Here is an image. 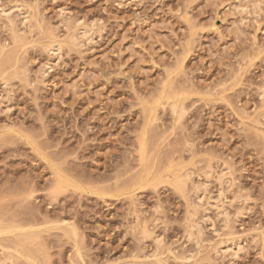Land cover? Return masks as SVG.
<instances>
[{"label": "rangeland", "instance_id": "1", "mask_svg": "<svg viewBox=\"0 0 264 264\" xmlns=\"http://www.w3.org/2000/svg\"><path fill=\"white\" fill-rule=\"evenodd\" d=\"M0 220V264H264V0H0Z\"/></svg>", "mask_w": 264, "mask_h": 264}, {"label": "bare ground", "instance_id": "2", "mask_svg": "<svg viewBox=\"0 0 264 264\" xmlns=\"http://www.w3.org/2000/svg\"><path fill=\"white\" fill-rule=\"evenodd\" d=\"M7 16H8V15H7ZM17 35H18V34H17ZM19 37H20V36H19ZM15 41H16V40H15ZM54 48H55V47H54ZM51 49H52V46H51V47L49 46L48 50H51ZM56 50H57V49H56ZM166 86H167V85H166ZM167 87H168V86H167ZM167 89H168V88H166V90H167ZM169 90H170V89H169ZM172 91H173V90H172ZM167 92H168V91H167ZM174 93H175V92H174ZM174 93H173L172 95H171V93H169V94H170L172 97H173V95H174V97H175L176 94H174ZM177 95H178V94H177ZM163 96L165 97L166 94H163ZM167 97H168V96H167ZM167 97H165V98H166V99H170V97H168V98H167ZM174 97H173V98H174ZM178 97H179V95H178ZM155 98H156V97H155ZM179 99H180V98H179ZM156 100H157V98H156ZM153 102H155V101H153ZM156 102H157V101H156ZM164 103H165V102H164ZM177 103H178V102H176L175 100H171L170 104L168 103L169 105H168V104H166V105H168L169 108H170V106H171L170 111H171V110L173 111V110L177 107ZM179 103H181V101H179ZM148 104H149V103H148ZM153 104H154V103H152L151 105H153ZM160 104H161V103H160ZM158 105H159V104H158ZM164 105H165V104H164ZM160 106H161V105H160ZM157 107H158V106H157ZM178 107L182 109V108H183V105H181V106L178 105ZM179 108H178V109H179ZM178 109H177V110H178ZM181 109H179L178 112H179ZM183 109H184V108H183ZM183 109H182V110H183ZM182 110H181V111H182ZM181 111H180V112H181ZM173 112H174V111H173ZM173 112H172V113H173ZM180 112L177 113V112L175 111V112H174V116H177V114H180ZM148 113H149V112H148ZM175 113H176V115H175ZM178 116H179V115H178ZM176 118H177V117H176ZM146 119H147V118H146ZM174 119H175V118H174ZM174 119H173V120H174ZM177 119H178V118H177ZM139 134H140V133H139ZM146 136H147V135H146ZM140 137H143V136H140ZM138 138H139V137H138ZM140 139H141V138H139V140H140ZM136 140H137V139H136ZM147 141H148V139H147V137H146L145 143H146ZM139 142H140L141 145H140V144L138 145V146L140 147V148H139L140 151H138V152H139L138 154H139L140 156H142V155H141V154H142V152H141V150H142V148H141V147H142V140L139 141ZM144 146H146V145H144ZM142 151H143V150H142ZM147 151H148V150H147ZM140 152H141V153H140ZM140 156H138V157H140ZM146 158H147V157H146ZM145 161H146V160H145ZM143 169H144V168H143ZM179 169H180V168H179ZM179 169H178V171H179ZM176 172H177V169H176ZM142 173H144V172H142ZM183 173H184V172H183ZM145 174H146V173H145ZM143 175H144V174H143ZM172 175H173V174H172ZM175 175H176V174H175ZM178 175H179V174H177V176H178ZM182 175H183V174H182ZM58 176H59V175H58ZM153 176H154V175H153ZM173 176H174V175H173ZM177 176H174V178H175V177L177 178ZM180 176H181V173H180V175H179L178 177L180 178ZM184 176H185V175H184ZM142 177H144V176H142ZM56 178H57V177H56ZM59 178H60V177H58V179H59ZM64 179L67 181L66 178H64ZM185 179H186V178H185ZM178 180H179V179H178ZM181 180H182V181H181L182 183L185 182L182 178H181ZM59 181H60V179L58 180V183H60ZM176 181H177V180H176ZM183 181H184V182H183ZM174 182H175V180H174ZM174 182H173V183H174ZM178 182H180V181H178ZM178 182H175V183H176L175 186H178L179 188H180V186L182 187V183H179V184H178ZM56 183H57V182H56ZM61 184H62V183H61ZM177 184H178V185H177ZM184 184H185V183H184ZM184 184H183V185H184ZM54 186H55V185H54ZM202 187H203V186H202ZM182 188H183V187H182ZM57 189H58V188H57ZM28 195H29V194H28ZM54 195H55V194H54ZM216 206H217V205H215V207H216ZM213 207H214V206H213ZM216 208H217V207H216ZM31 215H32V214H31ZM35 217H36V216H35ZM35 217H33V218H35ZM33 218H32V219H33ZM32 219H31V220H32ZM38 219H39V218H38ZM1 220H2L1 223H3V221H5V219H2V218H1ZM1 220H0V221H1ZM33 220H34V219H33ZM44 220H45V219H44ZM26 221H28V219H26ZM34 221H35V220H34ZM36 221H38V220L36 219ZM36 221H35V222H36ZM6 222H7V221H6ZM18 222H19V220H16V221H15V223H17V224H18ZM20 222H21V221H20ZM20 222H19V224H20L19 227H16L17 225H16L14 222H13V224L15 225V227H14V225L11 226V225H9V224H7V223H5V224H7V225H5L4 223H3V225H5L6 228H7V226H11L14 230H16V229L22 227V224H21ZM29 222H30V221H29ZM39 222H40V221H39ZM48 222H50V221H48ZM190 222H191V221H190ZM1 223H0V225H1ZM11 223H12V222H11ZM25 223H27V222H25ZM54 223H55V222H54ZM23 224H24V223H23ZM34 224H36V223H34ZM38 224H39V223H38ZM41 224H42V223H41ZM43 224H44V223H43ZM43 224H42V225H43ZM46 224H47V223H46ZM48 224H49V223H48ZM51 224H52V223H51ZM72 224H73V223H72ZM3 225H1L3 228H0V231H2L3 229L6 230V228H4ZM68 225H69V224H68ZM70 225H71V224H70ZM70 225H69V226H70ZM40 226H41V225H40ZM51 226H52V225H51ZM51 226H50V227H51ZM57 226H58V225H57ZM66 226H67V225H66ZM11 227H9V228L12 230ZM30 227H31V226H30ZM33 227H34V226H33ZM35 227H36V226H35ZM38 227H39V226H38ZM53 227H54V226H53ZM70 227H71V226H70ZM70 227H67V228H70ZM74 227H75V226H74ZM15 228H16V229H15ZM23 228H24V227H23ZM27 228L29 229V227H27ZM54 228L56 229V227H54ZM54 228H53V229H54ZM58 228H60V230H61V228H62V230H64V229H63V228H64V225H63V226H60V225H59ZM58 228H57V229H58ZM75 228H76V227H75ZM75 228H73V229H75ZM7 229H8V228H7ZM20 229H22V228H20ZM49 229H51V228H49ZM65 229H66V227H65ZM24 230H25V229H24ZM69 230H71V233L74 232V230H72V228H70ZM8 231H9V230H8ZM22 231H23V230H22ZM30 231H31V230H30ZM67 231H68V230H67ZM67 231L65 230V231H63V233H65V232H67ZM72 231H73V232H72ZM195 231H196V230H195ZM198 231H199V230H198ZM10 232H11V231H10ZM13 232H15V231H13ZM28 232H29V231H28ZM35 232H36V231H35ZM38 232H39V231H38ZM41 232H43V231L41 230ZM15 233H17V234H14L15 236L18 235V232H17V231H16ZM23 233H24V232H23ZM36 233H37V232H36ZM61 233H62V232H61ZM63 233H62V234H63ZM67 233H69V231H68ZM67 233H65V234L67 235ZM75 233H76V231L73 233V234H74V235H73L74 238L77 236V235H75ZM12 234H13V233H12ZM12 234L10 233V235H12ZM28 234H29V235H27V233H26V234H21V232H20L19 235H22L21 238L24 237L23 235H25V236L27 235L28 237L30 236V237H29V239H30V238H36V237H38L37 234H40V233H37V234L34 233V234H33V232L31 231V232H29ZM31 234H32L33 236H35V237H32ZM0 235H1V234H0ZM19 235H18V236H19ZM69 235H71V234H69ZM4 236H5V235H4ZM27 236H26V238H27ZM64 236H65V235H64ZM6 237L9 238L8 236H6ZM68 237H69V236H67L66 238H68ZM78 237H79V235H78ZM24 238H25V237H24ZM0 239H2V238H0ZM18 239H19V238H18ZM36 239H37V238H36ZM10 240H12V239H10ZM24 240H25V239H24ZM27 240H28V239H27ZM33 240H34V239H33ZM8 241H9V240H8ZM25 241H26V240H25ZM28 241H31V239L28 240ZM28 241H27V242H28ZM37 241H38V239H37ZM222 241H223V240H222ZM2 242H3V241H2ZM5 242H7V241H5ZM27 242H26V243H27ZM224 242H225V241H224ZM21 243H22V242H21ZM4 244H5V243H4ZM22 244H23V243H22ZM229 244H230V243H229ZM2 245H3V244H2ZM6 245H7V244H6ZM237 245H238V244H237ZM0 246H1V245H0ZM3 246H4V245H3ZM77 246H78V245H77ZM227 246H228V245H227ZM227 246H225V247H227ZM10 247H11V246H10ZM18 247H19V246H18ZM20 247H21V246H20ZM7 248H8V247H7ZM22 248H23V247H22ZM25 248H26V247H25ZM225 249H226V248H225ZM16 250H17V249H16ZM18 251H19V250H18ZM233 251H234V250H233ZM1 252H2V251H1ZM23 252H24V251H23ZM21 253H22V252H21ZM10 254H11V253H10ZM23 254H24V253H23ZM32 255H33V254H32ZM155 255H156V254H155ZM9 256H11V255H9ZM28 256H29V254H28ZM153 256H154V255H153ZM24 257H25V256H24ZM35 257H36V256H35ZM29 258H30V257H29ZM155 258H156V257H155ZM35 259H36V258H35ZM36 261H37V260H36ZM8 263H9V262H8ZM12 263H13V262H12ZM9 264H10V263H9ZM32 264H33V263H32ZM35 264H37V262H36ZM38 264H39V263H38Z\"/></svg>", "mask_w": 264, "mask_h": 264}]
</instances>
